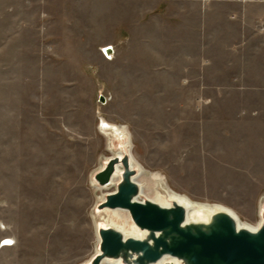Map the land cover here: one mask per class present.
<instances>
[{"label": "rangeland", "instance_id": "obj_1", "mask_svg": "<svg viewBox=\"0 0 264 264\" xmlns=\"http://www.w3.org/2000/svg\"><path fill=\"white\" fill-rule=\"evenodd\" d=\"M108 10L105 0H0V264L95 254L94 209L115 190L92 182L114 155L101 121L129 131L147 196L162 187L260 222L264 39L217 26L203 40L179 18L160 33L108 23Z\"/></svg>", "mask_w": 264, "mask_h": 264}, {"label": "water", "instance_id": "obj_2", "mask_svg": "<svg viewBox=\"0 0 264 264\" xmlns=\"http://www.w3.org/2000/svg\"><path fill=\"white\" fill-rule=\"evenodd\" d=\"M103 50L112 57L113 46ZM101 101L106 99L102 96ZM113 125L100 123L114 155L93 174L92 182L99 191L113 186L115 190L95 206L99 242L84 264H264V201L261 223L252 230L225 209L207 211L203 220L189 219L187 205L162 187L156 190L167 205L154 201L156 195L154 200L141 195L135 179L143 169L132 155L131 135Z\"/></svg>", "mask_w": 264, "mask_h": 264}, {"label": "crops", "instance_id": "obj_3", "mask_svg": "<svg viewBox=\"0 0 264 264\" xmlns=\"http://www.w3.org/2000/svg\"><path fill=\"white\" fill-rule=\"evenodd\" d=\"M69 1L77 2L82 0ZM105 1H107L109 7L108 23L112 24L132 25L135 22L139 25H146L144 29H147V26H159V32L161 33L164 30V24L170 25L173 18H175V21L179 18L178 24L186 25L194 34L198 29L200 33L198 38L203 40L214 38L212 32L218 31L217 26L221 29L226 26L230 27V29H235V38L238 40L264 39V0ZM177 9H181V12H176L175 10ZM172 27L176 29L175 26ZM189 38H196V36L192 35ZM198 56V60L194 54H188L187 58L190 62L197 60L201 67L211 61L204 54H199Z\"/></svg>", "mask_w": 264, "mask_h": 264}, {"label": "bare ground", "instance_id": "obj_4", "mask_svg": "<svg viewBox=\"0 0 264 264\" xmlns=\"http://www.w3.org/2000/svg\"><path fill=\"white\" fill-rule=\"evenodd\" d=\"M104 124L108 125L110 123H105ZM115 129H119L120 131H124L125 129L121 126H117V125H113ZM118 130V132H119ZM140 177H141V174L138 175V177L135 179L140 185H141V195H146L145 194V189H144V184L142 183V181L140 180ZM142 178V177H141ZM161 196H159V198H157V200H154L152 199L150 196H147L149 199L151 198L152 200L154 201H157L163 205H167L168 204V201L165 200V197L163 196V194L160 192ZM172 198H176L179 202L187 205L188 209H189V212H188V216H189V219H194V220H200V219H206L208 216H207V211H212V210H215V209H225L229 212H231L233 215H235V217L238 219L240 225L242 226H246L252 230H255L259 227L260 223L259 222L257 225H248V224H244L241 219L238 217V215L230 208L226 207V206H223V205H205V204H200V203H197V202H194L192 200H190L188 197L186 196H182V195H179V194H176V193H172L170 195ZM156 199V198H155ZM112 220L115 221L116 219L112 216ZM11 241V240H10Z\"/></svg>", "mask_w": 264, "mask_h": 264}, {"label": "built area", "instance_id": "obj_5", "mask_svg": "<svg viewBox=\"0 0 264 264\" xmlns=\"http://www.w3.org/2000/svg\"><path fill=\"white\" fill-rule=\"evenodd\" d=\"M10 240L11 239H7V240L3 241V243L6 244V245L11 244L12 242ZM6 241H10L11 243H5Z\"/></svg>", "mask_w": 264, "mask_h": 264}, {"label": "snow or ice", "instance_id": "obj_6", "mask_svg": "<svg viewBox=\"0 0 264 264\" xmlns=\"http://www.w3.org/2000/svg\"><path fill=\"white\" fill-rule=\"evenodd\" d=\"M5 243H11L10 241H6Z\"/></svg>", "mask_w": 264, "mask_h": 264}]
</instances>
